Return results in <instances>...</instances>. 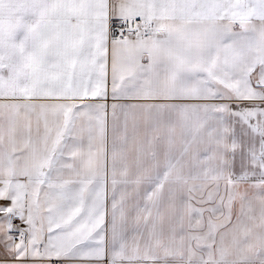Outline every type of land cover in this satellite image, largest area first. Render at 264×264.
Returning a JSON list of instances; mask_svg holds the SVG:
<instances>
[{"label":"snow or ice","instance_id":"1","mask_svg":"<svg viewBox=\"0 0 264 264\" xmlns=\"http://www.w3.org/2000/svg\"><path fill=\"white\" fill-rule=\"evenodd\" d=\"M0 264H264V0H0Z\"/></svg>","mask_w":264,"mask_h":264}]
</instances>
